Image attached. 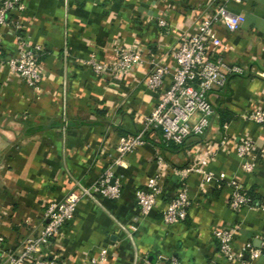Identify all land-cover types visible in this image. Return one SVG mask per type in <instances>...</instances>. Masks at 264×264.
Returning a JSON list of instances; mask_svg holds the SVG:
<instances>
[{
	"label": "crops",
	"instance_id": "crops-1",
	"mask_svg": "<svg viewBox=\"0 0 264 264\" xmlns=\"http://www.w3.org/2000/svg\"><path fill=\"white\" fill-rule=\"evenodd\" d=\"M1 1V0H0ZM0 24V231L5 252L18 251L45 222L47 207L79 182L94 183L112 167L119 182L116 198L96 195L79 202L70 219L40 253L57 264H87L106 249V264H264V125L248 118L264 111V0H229L227 9L239 16L235 30L212 25L219 40L216 55L240 72L228 75L218 91L208 93L213 106L202 135L182 144L165 145L160 132L120 158L119 137L143 128L159 91L147 89L144 78L153 62L174 65L172 53L182 36L195 32L210 17L216 0H19ZM160 21L165 24L162 25ZM41 46L37 88L9 70L6 60L17 45L13 25ZM141 56L136 68L120 76L94 72L86 60L108 61L119 47ZM168 73L162 87L170 84ZM249 138L252 155L236 153V143ZM163 162L156 161V155ZM207 157L206 165H199ZM118 160L117 163H115ZM244 161L252 162L249 171ZM199 165L224 177L204 182L202 173L180 170ZM160 173V191L145 215L139 213L135 190ZM235 179L258 200L257 205L229 206ZM184 189L187 216L166 225L161 212ZM230 227L237 251L245 242L260 250L251 260L229 262L219 251L213 230ZM24 264H33L26 259Z\"/></svg>",
	"mask_w": 264,
	"mask_h": 264
},
{
	"label": "built area",
	"instance_id": "built-area-1",
	"mask_svg": "<svg viewBox=\"0 0 264 264\" xmlns=\"http://www.w3.org/2000/svg\"><path fill=\"white\" fill-rule=\"evenodd\" d=\"M229 0H216L214 13L202 19L195 32L181 37L175 47L172 56L174 65L172 71L162 61L153 62L145 75L144 85L147 89L158 90L157 102L151 112L143 121V128L131 134L122 135L118 141V153L120 158L131 152L137 145L144 142V136L148 132H160L165 145L169 143L181 144L190 135H202L209 125L213 114V106L208 93L218 91L227 82L228 75L232 72H240L235 65H227L220 55H216V49L220 46L219 40L212 32L214 22L220 21L228 30H235L239 24V16L227 9ZM239 1V0H237ZM22 8L19 0L0 1V24L6 23L7 15L13 10ZM162 25L165 23L160 21ZM16 24V23H15ZM17 52L6 60L9 70L19 75L25 83L37 88L41 76L38 64V55L41 51L39 44L29 42L20 25H13ZM91 69L100 73L109 71L114 76H120L136 68L141 62L140 54L130 47H119L108 61H98L94 55L87 60ZM170 73L171 81L166 87H162L165 76ZM248 118L264 125V111L256 109L250 112ZM236 153L241 158L252 155V142L249 138L241 139L236 143ZM156 161L162 163V156L157 154ZM118 160L115 162L117 163ZM207 157L199 160V165H206ZM199 165H190L179 171L181 177L188 173H202L203 181L222 179L223 173L216 176L204 172ZM252 162L244 161L243 169L249 171ZM160 173L148 176L145 182L135 190V200L141 215H145L155 204L160 191ZM232 191L229 198V206L236 210L243 205H256L247 194L241 183L235 179L230 180ZM120 193L119 182L114 178L112 167H108L100 177L92 184L82 185L76 182L71 189L59 201L50 204L45 210V222L40 231L34 236H28L18 251H7L0 247V264H24L26 259H31L33 264H57L51 260L45 261L41 257H35L40 253V248L49 242L73 217L76 205L96 195L101 197L116 198ZM189 206L188 193L182 189L177 192L164 206L161 212L162 222L171 225L183 221L187 216ZM218 241L219 251L229 262H241L243 253L246 252L251 260H255L260 250L245 242L234 251L231 245L234 230L230 227H222L213 230ZM4 237L0 231V244ZM106 249H101L96 256L88 259L87 264H106ZM145 264H153L145 260ZM159 264H178L172 257L169 262Z\"/></svg>",
	"mask_w": 264,
	"mask_h": 264
},
{
	"label": "trees",
	"instance_id": "trees-1",
	"mask_svg": "<svg viewBox=\"0 0 264 264\" xmlns=\"http://www.w3.org/2000/svg\"><path fill=\"white\" fill-rule=\"evenodd\" d=\"M182 143H183V142H182ZM182 143H181V144H182ZM169 144H170V143H169ZM245 193H246L247 196H249L252 200H255V201L257 202V204H258V200H257L256 198L251 197L246 191H245ZM257 204H256V205H257Z\"/></svg>",
	"mask_w": 264,
	"mask_h": 264
}]
</instances>
